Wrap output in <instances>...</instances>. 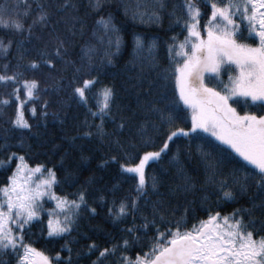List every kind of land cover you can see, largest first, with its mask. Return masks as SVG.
I'll list each match as a JSON object with an SVG mask.
<instances>
[{"label":"snow or ice","instance_id":"1","mask_svg":"<svg viewBox=\"0 0 264 264\" xmlns=\"http://www.w3.org/2000/svg\"><path fill=\"white\" fill-rule=\"evenodd\" d=\"M18 3L19 0L11 6L0 3V27L10 28L21 37L15 41L20 53L17 60L28 51L24 48L25 41L44 40L43 47L37 48L39 59L29 60L25 68L36 69L43 65L52 72L57 70L58 61L73 65L72 93L89 115L99 117L95 123L96 134L101 139L105 135L112 136L104 128V120L109 116L114 132L123 129L125 117L121 116L117 122L116 117L111 116L115 89L108 84L96 88L99 83L96 76L78 75L81 68L67 58L66 44L70 37L59 29L60 20L48 25L51 14L43 4H36L35 9L28 5L22 15L18 11L13 15ZM204 4L206 10H202L194 0H184L181 5L184 14L177 17L183 38L178 33L170 37L168 63L159 69L156 80H149V87L144 89L146 95L152 88L159 90L158 102H148V110L158 114L159 123H152L155 135L150 134L145 123L141 122L136 129L139 147L128 141L129 145L137 148L134 153L124 150L126 145L118 134L111 141L124 151L123 159L118 160L112 155L109 160L118 163L123 173L134 174L136 195L128 194L117 202L114 196L108 197L99 190L89 193L85 186L71 194L60 195L54 190L60 180L51 167L40 163L30 165L23 154L14 152L8 153L6 160H0V165H7L13 159L16 161L7 182L0 184V251L11 250L18 257L16 264H76L81 257L93 253L96 257L91 264H103L108 257H115L114 264H264V219L258 222L252 215L257 208L264 211V199L259 205L253 203L248 208L235 209L223 216L219 212H209L206 218L193 222L191 226H187L186 214L169 219L174 209L170 212L161 200L151 204L148 214L141 211L139 204L140 199L147 203L143 195L148 183L146 166L161 157L173 138L181 137L200 142L197 150L207 161V167L214 169L218 159L235 161L239 167L233 171L252 177L257 187L264 191V0H204ZM91 7L99 9V0H93ZM66 8L74 9L75 5L63 0L58 10ZM137 14L148 15L150 19L159 15L156 11ZM29 15L31 19L27 20ZM77 19L71 17L72 21ZM95 23L103 30L98 39L103 41L107 36L109 48L114 43L119 49L121 37L110 17L100 16ZM37 24L41 30L48 26V32L41 31L37 35L34 32ZM249 40L253 42L249 43ZM48 41L52 42L50 48ZM12 43V39L7 43L0 39V53L6 56ZM143 47L140 37L133 34V51H142ZM152 47L150 43L149 55ZM87 51L90 49H85V53ZM19 68L17 64L9 72V64L4 63L0 84L12 87L7 95H0V105L7 106L14 98L15 113L10 124L30 130L31 125L25 119L22 106L25 101L30 104L37 99L41 89L37 79L23 78L24 72ZM89 93L94 107L89 106ZM47 104L45 101L41 109ZM28 111L33 117L36 115L34 105ZM40 115L47 113L41 111ZM84 124L91 126L92 122L86 117ZM161 134L164 138L153 150L155 136ZM80 135L90 137L93 132L85 131ZM16 143L22 144V141ZM201 144L210 151H203ZM4 147H11V144L5 143ZM175 155L173 153V158ZM236 157L240 160L237 161ZM81 159L87 160L88 157L82 154ZM106 163L105 160L100 161L101 165ZM72 177L73 173L65 172L66 183H73ZM89 182L90 178L84 181V185ZM225 184L226 181H220L222 196L232 199L233 194L224 187ZM152 187H156L155 177L152 178ZM180 187H192L187 177ZM89 195L101 204L106 203L107 215L114 224L120 225L118 238L105 233L108 237L106 246H100L93 236L85 232L72 236L78 229L82 207L96 213V208L88 203ZM45 198L53 203V207H44ZM137 213L140 214L139 223ZM45 216L46 220L43 219ZM33 223L40 224L42 237L69 239H64L60 251L49 256L25 239L26 230ZM149 231L152 232L151 237L147 235ZM72 245H79V248ZM136 247L140 251L130 256V250ZM62 251H67L68 255L62 257Z\"/></svg>","mask_w":264,"mask_h":264},{"label":"trees","instance_id":"2","mask_svg":"<svg viewBox=\"0 0 264 264\" xmlns=\"http://www.w3.org/2000/svg\"><path fill=\"white\" fill-rule=\"evenodd\" d=\"M15 2L16 0H0V3L9 6ZM92 2L93 0H69V4H74L75 8L60 11L59 5L63 0H19L18 7L13 9L12 14L15 15L18 11L22 15L28 5L35 9L36 4H43L45 10L51 14L48 25L60 20L59 29L70 37V42L66 44L67 58L74 60L75 66L81 68L78 75L98 78L99 83L96 88L108 84L115 89L111 116H115L117 122L120 121L121 116L125 117L124 128L118 133L114 132L111 117H106L104 128L106 132L112 133V136L105 135L101 139L95 132V123L99 121V117L89 115L84 105L72 93L70 80L74 66L58 61L57 70L52 72L43 65L36 69L25 68L29 60L39 59L37 48H42L45 41L33 40L31 43L25 41L24 48L28 51L22 59L17 60L20 53L17 51L15 41L21 37L10 28L0 27V39L4 43H7L8 39L13 40L6 56L0 53V71H3L5 62L9 64V72L12 71L13 66L19 64V71L24 72L23 78L37 79L41 89L37 99H33L30 104L25 101L22 106L25 119L31 125L30 130L10 124V118L15 113L14 98L7 106L0 105V160H6L10 152L23 154L30 165L40 163L55 171L60 180V184L54 186L58 194H71L79 187L85 186L89 193L99 190L108 197L114 196L118 202L121 197L128 194L136 195L135 180L134 175L123 173L118 163L109 160V157L115 155L121 160L124 150L133 153L137 150L129 145L128 141L139 147L136 129L141 122L145 123L150 134L155 135L152 123H159L158 114L148 110V102H158L159 90L152 88V91L146 95L144 89L149 87V80H156L159 69L168 63L167 45L171 43L170 37L178 33L180 38H183V29L177 22V17H182L184 14L185 10L181 7L184 0H99V9L92 8ZM194 2L202 10H206L204 0H194ZM153 11L159 13L158 18L150 19L148 15L137 14ZM34 14L35 12L32 13ZM100 16L110 17L111 22L118 29V35L121 37L119 49L115 48L114 43L109 48L107 36L103 41L98 39L103 33L102 27L95 23ZM71 17L79 19L72 21ZM26 19L30 20L31 15ZM70 25H74L71 31H69ZM48 30V26L41 30L39 24L34 28L37 35L41 31L47 33ZM133 34L140 37L144 45L142 51H133ZM47 43L50 48L52 42ZM150 43L153 47L149 55ZM85 49L90 51L85 53ZM11 87L12 85L5 87L0 84V95H7ZM21 96L23 98L22 92ZM45 101H48L47 107L41 109L40 106ZM33 105L36 108L34 117L28 111ZM89 106L94 107L91 93H89ZM41 111H45L47 115L41 116ZM86 117L92 122L91 126L84 124ZM181 126L184 125L181 123ZM85 131H92L93 135L90 137L80 135ZM163 131L162 128L161 133ZM117 134L126 145L124 150L111 142ZM163 138L162 134L155 136L156 143L152 145L153 150L159 147ZM16 141H22V144H17ZM5 143L11 144V147H4ZM198 144L200 142L196 139L189 141L183 137L173 138V141L169 142V148L161 154V157L146 166L148 183L143 195L147 203L144 199L139 200L142 212L150 213L151 204L161 200L170 212L174 209V213L168 216L169 219L186 214L187 226H191L193 222L206 218L209 212H219L223 216L232 213L235 209L248 208L253 203L260 204L264 199V191L257 187L252 177H245L243 172L233 171L234 168L239 167L238 163L229 159H218L215 168H209L207 161L202 159L197 150ZM200 147L205 152L210 151L206 145L201 144ZM173 153L176 154L175 158ZM82 154L88 159L82 160ZM215 155L213 152V156ZM101 160L107 163L101 165ZM236 160L240 159L236 157ZM15 166V159L7 165H0V184L7 182V176ZM65 172L73 173V183L65 182ZM153 177L156 180L155 188L152 187ZM185 177L192 187L187 189L180 187L185 183ZM88 178L90 182L84 185V181ZM222 180L226 181L224 187L232 192V199L223 198L220 185ZM88 203L96 208V213L92 214L82 207L78 229L72 233V236H76L78 232H85L93 236L100 246H106L108 237L105 233H112L118 238L120 225L114 224L107 215L106 203L101 204L91 195L88 197ZM44 206L51 208L53 204L45 200ZM139 215L137 213V223L140 222ZM252 215L258 222L264 219V211L259 208ZM46 218L43 217L45 220ZM128 220H131L130 216ZM40 227V224L33 223L26 230L25 239L33 242L36 248L49 256L55 251H60L64 239H69L65 237L53 240L42 237ZM147 235L151 237L152 232L149 231ZM81 243L84 241L82 240ZM72 247L79 248V245ZM137 251H140L138 247L133 248L129 255L134 256ZM67 255V251L61 252L62 257ZM73 255L75 256V252ZM95 257V253L91 256H83L76 261V264H91ZM17 259L18 257L11 250L0 251V264H16ZM114 260L115 257L105 258L103 264H114Z\"/></svg>","mask_w":264,"mask_h":264},{"label":"rangeland","instance_id":"3","mask_svg":"<svg viewBox=\"0 0 264 264\" xmlns=\"http://www.w3.org/2000/svg\"><path fill=\"white\" fill-rule=\"evenodd\" d=\"M205 135H207V134H205ZM239 158V157H238ZM240 159V158H239ZM132 175H134V174H132ZM45 200H47V198H45ZM50 203H52L51 201H50ZM53 204V203H52ZM45 207V206H44Z\"/></svg>","mask_w":264,"mask_h":264}]
</instances>
